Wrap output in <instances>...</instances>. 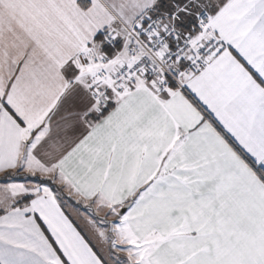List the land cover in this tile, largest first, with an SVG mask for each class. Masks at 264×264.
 <instances>
[{"label":"snow or ice","instance_id":"obj_1","mask_svg":"<svg viewBox=\"0 0 264 264\" xmlns=\"http://www.w3.org/2000/svg\"><path fill=\"white\" fill-rule=\"evenodd\" d=\"M0 264H264V0H0Z\"/></svg>","mask_w":264,"mask_h":264}]
</instances>
